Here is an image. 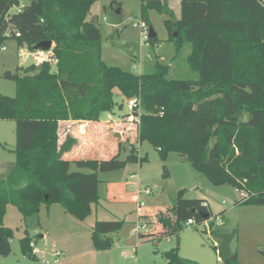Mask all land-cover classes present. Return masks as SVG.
Instances as JSON below:
<instances>
[{"label":"trees","instance_id":"1","mask_svg":"<svg viewBox=\"0 0 264 264\" xmlns=\"http://www.w3.org/2000/svg\"><path fill=\"white\" fill-rule=\"evenodd\" d=\"M97 1L0 0V46L11 39L33 51L42 50L41 42L51 43L49 55L38 63L1 76L15 84L13 97L0 94V121L15 123V163L0 178V257L11 252L12 231L1 222L9 203L23 220L43 205L58 204L82 221L98 201V173L146 161L132 154V147L124 160L69 157L80 144V126L122 108L115 91L125 100L138 99L132 112L139 120L133 123L135 137L125 140L149 143L163 162L175 152L211 184L242 190L246 199L237 204L264 207V0H179L178 17L168 0H150L143 7L146 23L147 8L169 17L164 24L176 49L190 46L185 61L194 77L188 79L171 77L169 66L160 62L143 74L107 66L98 16L89 17ZM109 6L121 10L115 0ZM156 41L147 38L151 46ZM70 163L91 172H70ZM142 202L141 215L145 207L163 206ZM203 203L195 208L209 214ZM187 213L178 211L177 224L170 225L173 235L192 219ZM164 220L157 216L156 223ZM32 240L27 232L21 238L24 256L35 257L28 246ZM92 242L98 250L113 243L111 237L100 239L97 230ZM178 246L164 253L170 264H198L181 258ZM225 264H238L236 252Z\"/></svg>","mask_w":264,"mask_h":264},{"label":"rangeland","instance_id":"2","mask_svg":"<svg viewBox=\"0 0 264 264\" xmlns=\"http://www.w3.org/2000/svg\"><path fill=\"white\" fill-rule=\"evenodd\" d=\"M111 1L113 0H99L92 5L90 11L92 16H98L101 59L107 66L143 74L150 72L155 62H160L169 66V74L173 78L194 77L185 61L190 46L185 44L176 49L174 43L168 40L164 24L169 19L166 14L147 8L146 23L142 9L150 0H115L121 4L122 23L111 26L105 12ZM26 3V0H22L23 5ZM167 5L174 16L178 17L179 0H168ZM142 23L148 28L151 26L156 34L157 41L152 46L147 42V34L141 35L140 29L132 26ZM40 53H44L46 57L49 55V51L19 48L11 39L0 46L1 95H15L14 82L3 79V73H14L17 67L38 63L43 58L38 57ZM115 92V101L122 104V108L115 107L112 113L103 114L98 123L80 126L78 131L73 128L77 131L76 135L81 137L82 144H85L84 147H77L69 157L102 160L118 155L120 160H124L132 147V154L138 158H146V161L129 163L120 170L98 173L99 198L91 205L88 217L82 221L65 213L58 204L50 206L60 209L65 217L61 216L59 210L56 213L55 208L49 210V213L45 209L48 206H44L40 214L23 220L18 208L9 203L1 222L12 231L11 252L7 257H0V264H168L164 253L177 247V242L181 258L198 264H225L220 260L217 250L221 241L215 235L230 233H234L230 248L236 252L238 264H264V207L237 204L240 197L233 186L211 184L202 173L175 152L169 153L163 162L149 143L125 140V135L135 137L136 126L129 120L127 100L118 91ZM85 128L90 134L82 139L86 137ZM11 135L15 138V123L0 121V141L10 144ZM14 163L15 155L0 148V178L7 174ZM163 166L168 173L166 178L163 177ZM68 170L91 172L89 168H79L75 163H70ZM131 176L135 177L137 187L130 181ZM139 187L152 189L150 196L139 195V199L153 200L163 206L145 207L142 211L147 213L139 214L142 207L131 200ZM199 202H207L210 206V210L207 209L210 217L206 221L200 220L201 213L195 208ZM184 208L187 214H191L194 224L186 226L182 222V227L177 231L178 236H175L170 231V225L177 224L178 211H183ZM192 208H195L193 212ZM157 216H164L166 223L157 224ZM216 217L221 219V223L216 222ZM27 226L38 227V231L28 229V236L34 238L39 251V255L35 257L24 256L21 252L20 240L25 235ZM95 230L100 239L112 236L115 244L111 249L102 250L103 253L100 251L97 256L85 251L95 248L92 242ZM44 232H47L45 238L39 239V234ZM55 251H60L62 256L56 257ZM70 254L75 255L71 259L66 258ZM100 259L104 263H98Z\"/></svg>","mask_w":264,"mask_h":264},{"label":"water","instance_id":"3","mask_svg":"<svg viewBox=\"0 0 264 264\" xmlns=\"http://www.w3.org/2000/svg\"><path fill=\"white\" fill-rule=\"evenodd\" d=\"M105 12H106V16H107L106 18L108 20L109 25L118 26L122 23L120 9H113L110 6H108ZM9 31L10 32L12 31V27H9ZM153 37H156V34L154 33L152 27L150 26L148 28L147 38H153ZM37 47L42 48L43 51H48L51 48V43L48 41L41 42ZM45 199L47 198L45 197ZM201 216H202V219H207L209 217L207 213H201ZM215 238L221 241L220 245L217 248L218 253L220 255V260L222 262H227L233 256V251L230 248V243L232 239L234 238V233L216 234Z\"/></svg>","mask_w":264,"mask_h":264},{"label":"built area","instance_id":"4","mask_svg":"<svg viewBox=\"0 0 264 264\" xmlns=\"http://www.w3.org/2000/svg\"><path fill=\"white\" fill-rule=\"evenodd\" d=\"M132 26L134 28L140 29L141 35H144V34L146 35L148 33V27L145 24H143V23L142 24H133ZM137 103H138V99H136V98L127 99V101H126L127 109L130 112L129 120L131 122L136 123V124L139 123L138 115L134 116L132 112H133V108L136 106ZM130 179H131L130 181L135 183V185L137 187L138 185H137V182L135 181V177L131 176ZM236 192L238 193V195L240 197V201L246 199V194L242 190L236 189ZM151 193H152V189L151 188H149V187L140 188L139 187L137 192H136V194H135V201L139 205H142L143 202H142V199H139V195L150 196ZM202 206L207 208V205L205 203H203ZM263 216H264V212H263ZM207 219H209V218H207ZM207 219H203V221H206ZM215 220H216V222L221 223V219L219 217L218 218L216 217ZM193 224L194 223H193L192 219H188V220L185 221V225L186 226H191ZM28 246L30 248V252H31L32 256H38L39 255V251L37 250L34 242L31 241ZM54 255L56 257H61L62 256L60 251H55Z\"/></svg>","mask_w":264,"mask_h":264},{"label":"crops","instance_id":"5","mask_svg":"<svg viewBox=\"0 0 264 264\" xmlns=\"http://www.w3.org/2000/svg\"><path fill=\"white\" fill-rule=\"evenodd\" d=\"M90 11H91V9H90ZM91 13V12H90ZM92 15L90 14V16L89 17H91ZM88 17V18H89ZM47 54V53H46ZM48 56V55H47ZM39 58L40 57H43V58H41L39 61H41L42 59H44V57H46L45 56V54L44 53H40L39 54V56H38ZM95 124V123H94ZM89 126V125H88ZM86 129V128H85ZM87 130V129H86ZM12 132H13V134H14V129L12 130ZM88 134H90L89 133V131L87 130V132H85V134H84V136H86V137H82V139L83 138H87L88 136ZM15 137V136H14ZM81 137H79V140H81L80 139ZM99 138H101V137H99ZM11 142H10V144H7V142H2V141H0V145H3L4 147H5V149H3V148H1L2 150H8V151H11L12 149H13V147H14V144H15V138H13V136L11 135ZM100 140V139H99ZM99 140H95L96 142H98ZM84 144L85 143H83L82 144V142L80 141V144H79V146L78 147H84ZM206 205H207V209L208 210H210V206H209V204L207 203V202H204ZM54 206H58V205H54ZM43 208H45L44 207V205L43 206H41L40 207V211H39V213L38 214H40V212H41V209H43ZM52 208H55V207H53V206H50V207H48V208H45L46 209V211H49V210H51ZM57 210H59V212H60V214H61V216H63V217H65V215H63L64 213H62V211H60V209H57V207L54 209V211L57 213ZM51 211H49V213H50ZM65 212V211H64ZM66 213V212H65ZM33 225V224H32ZM34 229V230H36V231H38V227H34V228H32V226L31 227H29V226H27L26 227V229L24 230V232L26 233L27 232V235H28V229ZM47 235V232H44V233H42V234H39V239H44L45 238V236ZM111 239H112V236H111ZM234 239V238H233ZM233 239H232V241H233ZM112 241H113V243H114V240L112 239ZM232 241H231V243H230V247L232 246L231 244H232ZM32 242H34V238H33V240H32ZM35 243V242H34ZM112 243V247H113V245H115V244H113ZM111 247V248H112ZM110 248V249H111ZM115 248H117V247H115ZM102 250H107V249H101V250H98V249H90V248H88L87 250H85V251H87V253L89 254V253H91V252H93V254H94V256H97L98 254H100L101 252L103 253V251ZM231 250H232V248H231ZM101 251V252H100ZM232 251H234V250H232ZM234 253V252H233ZM74 255L75 254H70L68 257H66V258H73L74 257ZM104 263V261L102 260V259H100L99 260V262L98 263Z\"/></svg>","mask_w":264,"mask_h":264}]
</instances>
